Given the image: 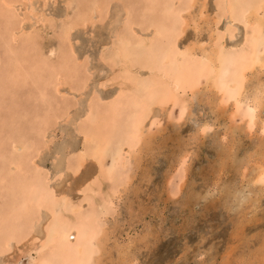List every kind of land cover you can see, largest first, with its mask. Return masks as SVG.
Listing matches in <instances>:
<instances>
[{
    "label": "rangeland",
    "instance_id": "374dc122",
    "mask_svg": "<svg viewBox=\"0 0 264 264\" xmlns=\"http://www.w3.org/2000/svg\"><path fill=\"white\" fill-rule=\"evenodd\" d=\"M15 1V8L8 9L0 0V175L8 172L0 180V227L4 228L0 235L21 225L19 236L31 232L42 218L47 223L37 226L35 234L51 241L59 219L77 218L95 222L88 264H264V70L254 65L264 56V25L253 38L252 25L235 21L225 0H206L199 31L190 27L179 41L174 34L183 27L180 11L187 0ZM258 1L231 0V4L240 10ZM197 8L191 12L198 14ZM27 9H33L35 16ZM83 11L95 24L73 33L77 57L65 69L71 78L60 86L54 71L39 67L36 57L50 61L51 51L60 50L55 59L59 65L66 55L63 49H69L65 39L68 25L84 15ZM44 15L49 19L45 25L39 22ZM25 18L30 21L22 23ZM162 22L168 25V35L158 37L154 28ZM21 23L27 36L32 34L38 51H32L31 42L22 38L12 56L10 32L20 34ZM144 41L160 53L177 41L178 52L198 43L221 50L223 58L244 50L255 63L236 107L217 86L222 67L214 75L197 49L184 65L186 94L174 97L166 93L156 100L144 141L135 156L123 163L126 147L122 142L137 110L126 97L130 96L126 93L130 87L124 73L126 63L133 67L132 77L140 81L138 95L145 92L146 82L153 76L145 68L153 63V54L140 64ZM228 67L231 70L234 65ZM24 68L31 73L29 78L20 72ZM227 77L231 78V72ZM86 82L90 83L87 90L81 91ZM113 95L121 96L118 114L106 112L105 106L116 98ZM102 96L107 100L101 101ZM253 99H259L262 106L255 114L258 126L248 124ZM69 111L71 119H65ZM79 129L88 130L91 140L84 143ZM45 138L51 140L50 148L32 163ZM18 140H24L23 150L16 154L12 142ZM70 147L75 151L70 153ZM89 148L96 153V161L82 165L81 153ZM15 156H21L22 167L10 166ZM229 187L231 195L227 196ZM32 237L25 244L23 240L14 244L9 253L0 256V264H15L21 252L39 246V239L32 245ZM50 248L46 244L42 253Z\"/></svg>",
    "mask_w": 264,
    "mask_h": 264
},
{
    "label": "bare ground",
    "instance_id": "6f19581e",
    "mask_svg": "<svg viewBox=\"0 0 264 264\" xmlns=\"http://www.w3.org/2000/svg\"><path fill=\"white\" fill-rule=\"evenodd\" d=\"M45 1H48V0H45ZM177 1H179V0H177ZM1 2H2L3 6H6L8 9L9 8L11 9L12 7L15 8V4L17 3L15 0H11V1H9V0H1ZM84 2H86V0ZM205 2H206V0H187L186 1L185 8L180 11V15H181L180 18L184 19V24L182 25L183 27H181V29L178 30V31H175L174 30L175 32H177L176 34H174V35L177 36V40H179L178 38L180 37V35H182V34L184 35V32L186 30H188V28H190V27H193V29L195 31H199L198 29L200 28V20H201V18H203V11H204V9H206ZM225 3H226V6L228 8L227 9L228 10V13L229 14H232L235 17V21L240 22V23H243V25H245V24H247L249 26L252 25V27H253V29L251 30L252 37L253 38H256L257 36H259L260 32L262 31L261 29H263V25H264V16L262 15L264 13V0H259L257 3H254V4H248L246 7H243L240 10H236L237 8H235V7L232 6L231 0H225ZM242 6H244V5H242ZM119 7H121V6L119 5ZM196 7H198L197 8L198 14L197 13L194 14L193 12H191ZM234 8H235V10H234ZM121 9H122L121 10V14L123 16L124 15V10H123L122 7H121ZM27 10H28V12H30V14L32 16L35 14L34 11H33V9H27ZM175 11H176V9H175ZM182 14H185V15L183 16ZM100 16L101 15H98V19H99ZM8 18H9V16H8ZM95 18H96L95 16L92 18L93 21H94ZM26 21H30V20L28 18H25V19H23L22 23L23 22H26ZM120 21L122 23L123 20L121 19ZM39 22L40 23L43 22V24L45 25V24H47L49 22V19L45 15L44 16H40L39 17ZM22 23L19 25L21 27V29H22V32H20V34L17 33V32H15V30H11V32H10L11 33V38H10V42H8L9 43L8 48L11 49V50L10 49L9 50H10V54H12V56L15 53L14 47L17 46L19 40L20 39L22 40V38H26V39H28L31 42V44H30L31 46L30 47H32V49H31L32 51H34V52H35V50L38 51V45H36V43H34V41H32L33 38H31V35H32L31 32H30L31 35L27 36L28 35V32H25L24 31L25 28L23 27ZM93 23L94 22H92L91 20H89L88 15H87L86 12H84V15H80L79 14L78 19L76 21L70 22V25H68L69 28H68L67 33H66L67 34V36H66L67 38H65L67 40L68 44H69V47L67 45H66V47H68L69 49H68V51L63 49V52L66 53V55L63 54V56H64V57H62L63 58L62 59L63 61L60 60L61 63L59 65L57 64L58 66L55 65V62H56L55 59H57L56 56H57V53L60 50L58 52L56 50L55 51H51V53H50V61L51 62L48 61V60L47 61H45V60L40 61L39 60V57L38 58L36 57V59L38 60L37 61V65L39 67H40V65H43V67L45 69H47V70H53L54 71V74L56 76V80L58 81V83H59L60 86L63 85L62 82L64 80H66L67 77H69L68 75L67 76L65 75V73H66L65 69L67 68V66H69L71 64V61H72V63H74L73 61H75V56L77 57V53H76L75 48H74V45H73V37H72L73 36V33L79 27H81V26L82 27L92 26ZM155 27H156V25H155ZM252 27H250V28H252ZM167 29H168L167 23L166 22H162L159 26H157L156 28H154V32L153 33L156 34V35H158V37L159 36L160 37H164L166 33H167L166 35H168ZM153 33H152V35H153ZM169 34H170V32H169ZM172 39L173 38H171V40ZM154 40H155V37H154ZM157 41H159V40H157ZM250 43H251V41H250ZM148 44H150V43H148ZM177 44H178V41H177V43L174 42L173 44L168 45V47H166L161 53L158 51V49L154 45L153 46H149V45L146 46V42L145 41L140 45V49L142 48V52L139 53L140 64L145 61L147 55L148 56L150 54H153L154 55V58H152L154 60L151 59V61L153 63L152 64L150 63L151 64L150 66L147 65V67H145V68H148V70L151 72V74H153V76L151 78L148 76L150 79L146 82V90H145V92L142 95H140V94L138 95V93H137V92H140V90L142 89L141 86H140L141 84L139 83L140 81L138 82V79H135L134 76L132 77L131 69L133 67L132 66H129L126 63V67H125L126 72H124V73L127 76V78L125 77L126 78V83H128V85H130V87H129V90H127L128 92L126 90L125 91H126V93H130V96H126V95L125 96L127 98H129L130 100L134 101L133 104H135V106H136L134 108H136L137 110L136 111L134 110L135 113H133L131 115V117H130V124H129L128 128L126 129V135L124 137V141L122 142V147L123 148L126 147V152L124 154V157L121 156L124 159L123 160V163L127 162V160L129 161V158L132 159L135 156L136 149L138 150V147L141 146L140 144L144 141V135H145V132H146V129H147L146 123H147V120L149 119L148 116H149V114L151 112V109L154 107V105H156L155 104L156 100L159 97L164 96L166 93H169L170 96H174V97H176L178 95H181V94L182 95L186 94V91L184 90V87H183V85H185L184 84V69H185V66L184 65H186L185 62H187V58L190 59V57H192V55L195 56L194 53H196L197 49H199L202 52V59L203 60H207L211 64V66H212V68L214 70V75H215V73L217 71V67L218 66H221L222 67L221 72H220V78H219L221 80L218 81L219 82V85H217V86L221 88V90L224 92V95L225 94L227 95L229 102L233 101L235 103V105H237L236 107H238V105H239V102L240 101L238 102V99L241 96L240 95L241 92H242L241 90L244 89V87H245L244 84H245V81H246V78H247V73L252 68V65L255 63V62L252 63V61H253L252 55L249 56L248 53H246V51L243 50V51L237 52L236 54H231V55L226 56V58L225 57L223 58L221 56V55H223V52L221 50L217 49L216 51H214L210 47L209 48H206V47L204 48L203 45H200L199 43L198 44H191V45L187 46L184 49V51L178 52V50H177ZM106 47L103 46V49H106ZM196 47H198V48H196ZM24 51H26V50H24ZM60 53H61V51H60ZM69 54H70V57H69ZM122 55H124V54L122 53ZM121 57H123V56H121ZM59 58L61 59V57H59ZM126 58H128V57H126ZM147 59H148V57H147ZM35 60H32V61H35ZM16 61H17V59H16ZM23 61L25 62V60H23ZM20 63L21 62L19 60L18 65ZM15 64H16V62H15ZM122 64H124V63H122ZM24 65L25 64L23 63L22 66H24ZM168 65H172V66H171V68H169L167 70L166 68L168 67ZM233 65H234V67H233ZM254 65H258L260 69L264 70V56H261L259 58L258 64H254ZM228 66H231L233 68L230 70V68ZM121 67H124V65L121 66ZM113 71H114V69H113ZM20 72L23 73V74H25L27 76L26 78H29L31 76V73L28 72V69L27 68H24ZM63 72H64V74H63ZM229 72H231V78L230 79H228L229 77H227V75H228ZM159 73L161 74V76H158V75H160ZM67 74H70V73H67ZM143 74H144V72H143ZM70 75H72V74H70ZM119 75L121 76V74H119ZM119 75H117V77H120ZM15 76H16V74H15ZM138 76H141V75L139 74ZM69 78H71V76ZM120 78L123 79V77H120ZM165 78H166V80H164ZM106 80H108V79H106ZM89 81H90V79H89ZM109 82H110V80L107 83H109ZM110 83H112V82H110ZM121 83H120V85H121ZM89 84H90L89 82L84 83L81 91H86L87 88H88V86H89ZM123 85H125V84H123ZM211 86H213V85H211ZM214 86H215V84H214ZM57 91L59 92L60 90H57ZM222 91H221V93H222ZM41 94H43V92ZM42 96H44V95H42ZM114 97H116V96L113 95L112 98H114ZM120 97L117 96L116 98H114V101H112V104L111 103H108L107 104L108 106H105L106 108L108 107V109L106 110V112L114 111L116 113V112L119 111V109L121 108V104H122V102L119 100ZM194 97H195V95H194ZM49 98H48V100H49ZM103 100H105V101L107 100L105 96H102L101 97V101H103ZM253 101H254L253 108L252 109H249L250 111H248L249 112L248 114H250L249 117H248L249 118V122H248L249 126H254V125L257 124L256 123L257 119H256V115L255 114H256V111L261 106V101L259 99H255V100L253 99ZM126 102L127 101H125V103ZM262 102H264V101H262ZM212 107L214 108L215 106L212 105ZM89 113H90V108H88L87 115H89ZM113 113H111V114H113ZM116 114H118V113H116ZM70 115H71V111H69L66 114L65 119H68V118L71 119ZM119 115H120V113H119ZM110 116H112V115H110ZM257 116H259V115L257 114ZM114 119H115V117H114ZM260 121H262V120H260ZM263 122H264V120H263ZM257 126H258V124H257ZM76 129L78 130V128H76ZM78 133H79V135H81L83 137L84 143H85V141L87 139H90V134L88 133V130H85V129L80 130L79 129V132ZM196 135H198V136H196V139L199 140L200 132H198ZM49 138H50V136H49ZM45 140H46L45 143H43L41 146H37V148H36L37 152L34 155L35 157L32 158V163L37 162V160L41 157V153H43V151H45V149L50 148L51 140L46 139V138H45ZM22 141H24V140H22ZM22 141L18 140V141L12 142V148H13L12 149V152L15 151L16 154H17V153H19L20 151L23 150L22 149L23 146H21ZM73 151H75V149L73 147H70L69 148V152L72 153ZM185 153H187V152H185ZM20 157L15 156V159H13V160L10 159L11 160L10 161V166L13 167V168H20V167H22L23 164H22V160L20 159ZM81 157H82V159H81L82 160V165L85 162H88V161H96V153H94V150H90V148H89V150L88 149L83 150L82 153H81ZM187 173H188V171H187ZM7 176H8V172H6V171L1 172L0 180L1 181H4L5 178H7ZM99 177H100V174H97L95 179L96 180H99L100 179ZM93 178H94V176H93ZM96 180H94V181L96 182ZM50 181L51 182L53 181V178L52 177H51V180ZM230 187L227 189L228 190V192H226L227 193V196L231 195V188ZM197 204H199V203H197ZM262 204H263V202H262ZM72 211H73V209H72ZM74 215H75V213H74ZM88 217H89V215H88ZM41 220H42V218H40L39 220H37V222L34 225V228L32 229L33 231L32 230H31V232H28L27 231L28 233L24 232L21 235L22 237L19 236L20 235L19 232L22 231L21 230L22 225L20 227L16 228V229L15 228L14 229L9 228V231H7V232L5 231L4 232L5 234H3V236L0 235V256L9 253L12 250L14 244L20 243L22 240H23V242H22V244H23L25 241H27L28 239H30L33 235H36V238L34 236L32 237V245H33L37 241V239H39V238H37L38 234H35L36 227L39 226L40 224L42 226H45L48 219L46 220L45 223L43 222L44 224L42 223ZM94 223L95 222H93L92 220H89V221H87V220L79 221L77 218H69L67 221L66 220L63 221V220H60L59 219L55 223L56 225H54V229L52 230V235H51L52 240L51 241H48V239H46V237L45 238L43 237V238L39 239V241H40L39 246L34 245V246H31L30 248L25 249L23 252H21V255L15 260V264H27V263H29V264H88L89 260L88 261H86V260H87V257H89L88 255H90V253H89L90 252V239L92 238V236L94 234L93 233V229H94V226L93 225H94ZM6 226H7V224H6ZM0 228H1L0 231L2 230L1 232H3L4 228L3 227H0ZM76 235H77V237H76ZM106 241H107V237H106ZM48 243L51 244L50 250L48 249V251H46V253H42V248L43 249L46 248V244H48ZM43 252H45V251H43ZM34 253H36L35 256L36 257L38 256V258H35L33 256ZM7 256H9V255H7Z\"/></svg>",
    "mask_w": 264,
    "mask_h": 264
}]
</instances>
